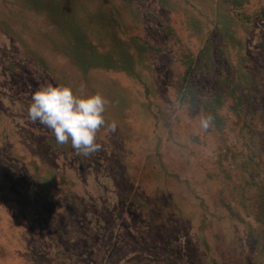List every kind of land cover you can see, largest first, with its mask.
<instances>
[{
  "label": "rangeland",
  "instance_id": "rangeland-1",
  "mask_svg": "<svg viewBox=\"0 0 264 264\" xmlns=\"http://www.w3.org/2000/svg\"><path fill=\"white\" fill-rule=\"evenodd\" d=\"M61 1L45 15L0 0V181L22 199L0 196V264H264V0ZM49 83L110 101L100 151L78 155L30 121ZM210 105L221 119L204 131ZM35 171L52 188L43 212L20 193Z\"/></svg>",
  "mask_w": 264,
  "mask_h": 264
},
{
  "label": "clouds",
  "instance_id": "clouds-1",
  "mask_svg": "<svg viewBox=\"0 0 264 264\" xmlns=\"http://www.w3.org/2000/svg\"><path fill=\"white\" fill-rule=\"evenodd\" d=\"M79 91L83 92V86ZM109 104L110 101L99 92L82 96L75 94L69 86L49 83L33 93L28 118L51 130L58 144L70 142L78 155L87 157L101 150L97 133L102 128L116 131V122L108 123L104 116ZM199 124L208 131L215 127V117L211 113H201Z\"/></svg>",
  "mask_w": 264,
  "mask_h": 264
},
{
  "label": "trees",
  "instance_id": "trees-1",
  "mask_svg": "<svg viewBox=\"0 0 264 264\" xmlns=\"http://www.w3.org/2000/svg\"><path fill=\"white\" fill-rule=\"evenodd\" d=\"M227 6L230 2V4L235 5V3H239L240 0H222ZM26 2H29L28 6L30 9H32L33 11H35L36 13H44L45 15H47V13H51L53 10L57 9V7L59 8L60 3L62 2L61 0L56 2V0H25V4ZM234 7V6H233ZM236 7V5H235ZM52 10V11H51ZM256 14L255 15V19L257 20H263L264 19V6L262 8H260L257 12L253 13ZM252 14V15H253ZM74 13H69V12H65L63 17H60L61 22L63 23L62 25V35L63 36H67L68 41L67 44H70V47H68L67 49L70 50L71 53H76L75 50H77V48L80 47V44L82 46L85 45V40L83 41V35L77 34V29H76V18L74 17ZM246 20H248L247 17H245ZM48 21H52L50 18H48ZM82 38V39H81ZM82 40V41H81ZM83 42V43H81ZM86 46V45H85ZM92 56L94 57V59L97 62H101V64H114L115 61L112 58V56L108 55V54H104V55H96V53L94 51H92ZM76 57L78 58V60H82V57L79 54H76ZM81 64H85V62H80ZM89 68V67H88ZM86 68V69H88ZM125 70V69H124ZM189 71H191V66L190 63L188 62V64L186 65V69L184 70V77H186L189 74ZM124 72V71H123ZM184 77L182 79V81L184 80ZM186 82V81H185ZM229 82L225 81V84H223V87H225V89L227 90L226 93H228V97L230 99H232L236 105H240L241 104V98L239 96L236 95L237 90L233 89L231 87L228 86ZM259 86V85H258ZM222 87V88H223ZM258 92H261V87H258ZM232 94V95H231ZM219 98L220 94L215 95V98H212L211 103L212 105H219L221 106V103L219 102ZM206 113H211L214 117H215V123L218 124L220 121V115L217 114V111L211 107V105L209 107H204ZM231 109H233L232 107H230ZM34 177L32 179H27L28 180V186L26 188V190H22L20 193L24 194L27 197V203L30 205V207H32L33 209H36L38 212H43L46 209H50L47 207V205H49L50 202V195H49V191L50 187H47V183L45 181H47V179L45 178V175H41L39 173H37L36 171L34 172ZM1 178V176H0ZM9 181L5 180V181H0V196L2 198V200L9 206V202L14 205V203L17 204V206H21L22 204V199L20 197V195H14L8 191H11V183H9V185H7ZM7 186V187H6ZM6 187V188H5ZM21 201V202H20ZM12 209L13 216H20L23 218L22 214L20 213V209H14L12 207H10ZM19 210V211H18ZM48 213V212H47ZM256 214L259 216V221L262 223V225L264 224L263 221V217H264V213H261L260 211H256ZM25 223H27L25 221ZM24 223V224H25ZM261 225V224H260ZM36 237H32L30 236V240L35 239ZM4 245H0V253L2 252V250ZM13 247V245H12Z\"/></svg>",
  "mask_w": 264,
  "mask_h": 264
}]
</instances>
